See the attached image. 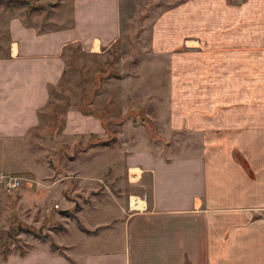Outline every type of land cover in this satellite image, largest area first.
<instances>
[{"label":"crops","instance_id":"0c3cea01","mask_svg":"<svg viewBox=\"0 0 264 264\" xmlns=\"http://www.w3.org/2000/svg\"><path fill=\"white\" fill-rule=\"evenodd\" d=\"M33 1L39 9L30 17L26 7H14L0 21L2 140L26 139L39 128L65 77L67 53L103 55L113 48L133 0ZM181 1V14L170 19L198 29L181 35L180 52H164L166 77L150 107L167 137L181 132L188 142L177 153L146 133L139 139L137 129L125 150L123 133L114 147L90 146L66 177L40 192L41 202L60 204L64 230L51 239L63 251L49 241L30 243L23 256L12 253L1 264H264V0L259 23L253 0ZM237 20L245 21L244 35L215 29ZM257 24L260 35L252 31ZM206 27L214 31L206 34ZM121 120L70 110L62 137L108 140L106 124ZM49 168L50 176L56 173ZM133 198L141 209L132 208ZM76 208V219L63 214Z\"/></svg>","mask_w":264,"mask_h":264},{"label":"rangeland","instance_id":"374dc122","mask_svg":"<svg viewBox=\"0 0 264 264\" xmlns=\"http://www.w3.org/2000/svg\"><path fill=\"white\" fill-rule=\"evenodd\" d=\"M8 1L0 0V21L3 14H6ZM181 2V0H133L123 11L121 37L113 48L103 55H91L79 48L67 53L65 77L61 85L52 91L50 105L42 115L39 128L26 139H0V178L12 176L23 180L20 190L14 194H9L0 183V230L9 231L13 227L18 228L19 224L34 229L33 233L18 231L17 243L9 240L12 253L25 252L26 248L31 246L30 243L52 242V233H57L54 229L62 226L57 214L61 210L60 204L54 201L41 202L40 192L44 184L66 177L65 175L70 172L69 167L82 160L81 153L88 141L80 137L76 139L62 137L64 117L68 111L80 110L83 113L93 111L110 120L125 118L124 123L106 124L111 132L109 139L115 138L111 147L118 143L115 135L123 133L119 145L125 150L127 146L125 142L134 141L130 136L131 133L135 134L137 129L140 131L139 139L146 133L151 141L160 142L166 148L171 146L177 153L181 151L183 141L188 142V139L182 140L181 132H174L167 137L168 135L160 130V125L154 121V117H157L156 108L150 107V102L153 101L150 100L151 95L159 93L157 88L161 87V82H164L166 77L165 71L160 70L168 63L164 52L172 50L180 52L181 35H192L198 29L182 27V20L170 19L176 14H181L178 11ZM253 2L254 18H258L259 23L261 0ZM18 7L20 9L26 7L30 17L34 7L38 5L30 0L28 6ZM48 13L46 10L44 16ZM212 14V11L207 12V16ZM242 22L245 21L237 20L234 27L215 29H222V32L229 29L232 34L244 35L247 27ZM213 31V27L205 28L206 34ZM252 31L253 34L260 35L261 26L255 25ZM166 37L169 41L165 42ZM4 41V31L0 28V44ZM128 123V127L124 129L126 131L123 132V125ZM140 142L139 146L144 141ZM108 156L105 155L102 160L106 161ZM70 157L76 162L70 163ZM116 158L115 155L110 157V165ZM49 165L56 169L52 176L49 175L51 172ZM114 175L112 170L104 179L107 182ZM110 190L108 192L110 195L117 193L115 185L110 187ZM53 193V190H48L49 198L53 197ZM103 194L100 190L99 195ZM68 226L73 228L75 223L72 222ZM35 233H39L42 240ZM63 238L65 235H60L56 236L55 240L60 243ZM1 260L3 255L0 252V262Z\"/></svg>","mask_w":264,"mask_h":264},{"label":"trees","instance_id":"16d2710c","mask_svg":"<svg viewBox=\"0 0 264 264\" xmlns=\"http://www.w3.org/2000/svg\"><path fill=\"white\" fill-rule=\"evenodd\" d=\"M29 1L28 0H9L6 5L8 8H14V7H18V6H28ZM39 9L38 7H34V10ZM87 113H93L88 111ZM85 113V114H87ZM125 118H122V120L120 121V123L124 122ZM115 141V138H111L109 140H98V139H91L89 140V142H87L86 147L84 149V151L89 148L90 146H112L113 142ZM78 212V209H72V210H67L64 211L63 214L76 219L75 213ZM80 225V223H78ZM81 228H83L81 226ZM84 229V228H83ZM33 230L31 227L25 225V224H19L18 228H11L9 231H3L0 230V252L3 255V259L7 260L9 258V256L11 255L12 251L10 249V245H9V240H13L15 243H17V232L18 231H22V232H26V233H33ZM64 228L63 226L59 227V228H55L54 231L55 232H60L63 231ZM37 235L38 238H40L39 233H35ZM42 240V236L40 238ZM51 248L53 250H59V251H63V248L58 247L55 243L52 242ZM25 254V252H20V255L23 256Z\"/></svg>","mask_w":264,"mask_h":264},{"label":"built area","instance_id":"2783aa9c","mask_svg":"<svg viewBox=\"0 0 264 264\" xmlns=\"http://www.w3.org/2000/svg\"><path fill=\"white\" fill-rule=\"evenodd\" d=\"M0 183L5 187L9 194H14L20 190L23 180L18 177L2 176L0 178Z\"/></svg>","mask_w":264,"mask_h":264},{"label":"bare ground","instance_id":"6f19581e","mask_svg":"<svg viewBox=\"0 0 264 264\" xmlns=\"http://www.w3.org/2000/svg\"><path fill=\"white\" fill-rule=\"evenodd\" d=\"M132 207L133 209H141L143 207V204L136 198L132 199Z\"/></svg>","mask_w":264,"mask_h":264}]
</instances>
